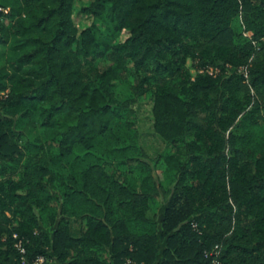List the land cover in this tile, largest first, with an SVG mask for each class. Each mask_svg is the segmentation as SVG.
I'll use <instances>...</instances> for the list:
<instances>
[{
    "label": "trees",
    "instance_id": "1",
    "mask_svg": "<svg viewBox=\"0 0 264 264\" xmlns=\"http://www.w3.org/2000/svg\"><path fill=\"white\" fill-rule=\"evenodd\" d=\"M74 4L0 0V264H264V0Z\"/></svg>",
    "mask_w": 264,
    "mask_h": 264
},
{
    "label": "rangeland",
    "instance_id": "2",
    "mask_svg": "<svg viewBox=\"0 0 264 264\" xmlns=\"http://www.w3.org/2000/svg\"><path fill=\"white\" fill-rule=\"evenodd\" d=\"M90 0H74V11H73V19L76 24V26L82 30L84 28L89 27L92 22H93V17L86 15L85 13L82 12V7L86 5ZM126 34H123L121 39H125ZM5 53H6V48L3 46H0V66H2L5 62ZM193 62L189 61L188 65L192 66ZM193 74L196 73V70L192 68ZM114 90L117 93V96L121 100H130V98H133L134 95L130 90V85L128 84L127 81H116L114 83ZM135 104H133V107ZM151 101L150 100H145L141 104H139V117H140V130H141V143L147 150L148 154L150 155L151 158H155L159 152H161L165 144L163 141L160 139L158 135L154 133L153 130V119H152V113H151ZM28 127L31 128L32 124H28ZM35 131V130H34ZM36 132V131H35ZM154 176L158 182L163 184V188L168 189L172 186L171 180L166 176L164 171L160 170H154ZM162 193V192H161ZM157 195L155 200L156 202L154 203V206H158L159 204L157 203L158 200H160V196L162 195ZM75 232L79 233L80 232V224L76 223L75 225Z\"/></svg>",
    "mask_w": 264,
    "mask_h": 264
},
{
    "label": "built area",
    "instance_id": "3",
    "mask_svg": "<svg viewBox=\"0 0 264 264\" xmlns=\"http://www.w3.org/2000/svg\"><path fill=\"white\" fill-rule=\"evenodd\" d=\"M244 69V68H243ZM208 71L213 74L217 71V69H214L212 67L208 68ZM246 76L247 73H246ZM194 226L196 227L197 225L194 224ZM17 246L19 247L20 251L22 253L25 252V249L22 247V244L21 242H19L17 244ZM220 255H221V248L220 246L216 245L214 248H212L210 251H205V257L207 258H211V261L209 264H221V260H220ZM44 261V258L43 257H39L38 258V262H43ZM127 264H130L131 263V260H127L126 262Z\"/></svg>",
    "mask_w": 264,
    "mask_h": 264
},
{
    "label": "crops",
    "instance_id": "4",
    "mask_svg": "<svg viewBox=\"0 0 264 264\" xmlns=\"http://www.w3.org/2000/svg\"><path fill=\"white\" fill-rule=\"evenodd\" d=\"M159 199L160 200H158V202H157L159 204V207L154 206V203L156 202V200L154 199V202L151 205V210L149 212V215L156 217V219L159 221V223H161V221L163 220V217H164V210H165V207L167 205L168 200H167V198H165L164 195H161ZM75 229L76 228L74 227V233L76 235H79L81 233V229H80L79 233L75 232ZM165 243H166L165 241L160 242L161 253L159 254V257L162 255V250L165 247Z\"/></svg>",
    "mask_w": 264,
    "mask_h": 264
}]
</instances>
